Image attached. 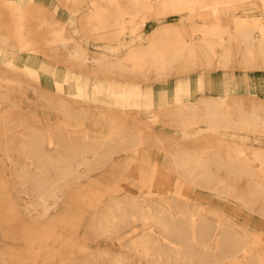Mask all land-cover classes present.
<instances>
[{
	"label": "bare ground",
	"instance_id": "bare-ground-1",
	"mask_svg": "<svg viewBox=\"0 0 264 264\" xmlns=\"http://www.w3.org/2000/svg\"><path fill=\"white\" fill-rule=\"evenodd\" d=\"M15 2L31 21H6L0 0L3 58L24 52L38 70L29 74H49L76 97L0 70V102L28 85L37 96L0 113V264H264L263 235L199 195L236 199L264 217V0ZM170 77L174 104L158 96ZM50 104L56 119L40 112ZM157 121L180 134L159 135ZM154 143L171 151L136 167ZM123 170L139 176L138 192L97 182L89 213L74 209L77 183ZM171 173L174 189L159 192ZM79 229L122 247L79 242Z\"/></svg>",
	"mask_w": 264,
	"mask_h": 264
},
{
	"label": "rangeland",
	"instance_id": "rangeland-1",
	"mask_svg": "<svg viewBox=\"0 0 264 264\" xmlns=\"http://www.w3.org/2000/svg\"><path fill=\"white\" fill-rule=\"evenodd\" d=\"M1 1L4 4V6L2 8L5 9L4 17L6 18V21H9L13 18H17V16L19 14H21V15H25L26 25H29V23L31 21V16H30V14L26 13V11H27L26 8L20 9L19 7H17V5L14 4L15 0H1ZM49 1L50 0H46V2H49ZM32 20L34 21L35 25L37 24L38 27L41 26L40 18H37V19L33 18ZM155 23L156 22H154V21H150V27L154 26ZM12 52H10V55H12ZM23 53L24 52H22V54H21V52L16 53L17 56H19L17 58V62L19 63L21 61H24L25 63H22V64L14 63V61H13L14 57L12 59L10 58L11 60L10 59L5 60L3 58L2 59L3 61L0 60V70L4 71V70L13 69L15 71V69H16V71L19 72L20 74H25V73L29 74V73H34L35 71H38L35 67L30 66V64L25 61L26 56H24ZM26 77L27 78H24V77H22V78H24L26 81L34 82L35 84H37V86H41L42 88L51 91L52 93H50V94L54 97H58L59 95L62 97H65V98H70V99L76 97V95L61 93L56 88H54V90H50L49 88H47L41 84V82H40L41 77L39 75L34 77V75L29 74ZM121 79H123V78H121ZM153 80L154 79H152V81L148 80L147 82H145L144 85L148 86V85L154 84L155 81H153ZM177 80H178V78H176V77H170L168 79H165V81L159 82V84H157L159 91L161 93L166 90L165 95L159 94L158 96L159 97L164 96V98H168L169 99L168 104L177 103V100H175L177 98V95L174 94V92L172 90V89H174V87H176L175 85L178 83ZM24 85L25 84L23 83L22 86L24 87ZM0 86L5 87V85H3V84H0ZM14 92L15 93L13 95L15 96V99H16L15 101H18L19 103L21 101V102L25 103L26 105H29L30 101H32V100L35 101L37 99V96H36V94H34L32 88H31V85H28L26 89L22 88L20 91L16 90ZM15 101L10 100V101H6V102H0V113L2 112L1 111L2 109H4V110L10 109L13 106H15L17 104V102H15ZM117 103H118L119 107L125 105L124 102H122V101H118ZM166 104H167V102L161 103L159 105H166ZM152 108L153 107H151L148 110H151ZM12 110L13 109H11V111ZM40 112H41V114H44L46 117H52L54 119L57 118V115L54 112V109L51 106V104L46 106V107H43L40 110ZM143 113H144L143 115L147 116L146 119H152V113L153 112L147 111V112H143ZM149 116H151V117H149ZM154 124L156 125V126H154V130L159 131L158 132L159 135H161L162 132H165V134H169V135H172V134L175 135V133L180 134V132H176V129L173 126L166 125V124L162 123L161 121H157ZM165 145L166 144L159 145L158 143H154L153 145L148 147L150 157L146 158V160H142V159L134 160L136 167L137 166L150 167L152 164L154 165V164H158L159 162H162L164 159V151H166V150L171 151V149H169L170 148L169 146L164 148ZM142 153H144V152H142ZM140 156H141V153H140V155H137V157H140ZM123 171H124V173L118 174V176H110V175H105L104 172H102V173L96 172L91 177L84 179V181L81 182V183H83V185L80 183H77L76 186H74L72 188V190H70L74 209L75 210H81L82 212L85 213V215L89 213L90 209L92 208L91 207L92 204H90V199H91L90 193L91 192H90L89 188H90V185L94 186L95 183H97V182H103V183H107V184L108 183H122V184H126L125 189L131 190L132 192H138L139 188L136 186L135 182H137V179L139 176L136 174L135 175L136 178H134V180L133 179L129 180L126 178L128 176L127 170H123ZM170 176L172 177V180H173V181H170L172 183L169 182L171 185H169L167 187L165 186L163 189L161 188L162 190H160L159 192L163 191V193L164 192L169 193L170 188H171V191L174 189L175 174L171 173ZM2 177H4V175ZM101 190H102L101 193H103V194H107L108 192H110V191H105L104 187L101 188ZM141 191H145V190L142 189ZM10 192L12 195L14 194V192L12 190H10ZM188 192H190V191L188 190ZM201 193H203V194H199V195H201L205 199L206 203H211L215 206L217 205L219 208L224 207L225 213H227L232 218L239 220L242 225L247 226L252 231H255L259 234H262L264 237V217L261 216L259 213H257L254 210H249L247 208H244L242 206V204H240L236 199H232L230 197L225 198L222 196L218 197V199H217L215 197L206 196V194L207 195L210 194V192H208V191H201ZM190 194H193L192 196L199 198V196L197 194H195L194 192H191ZM213 199H216V200H213ZM96 201H97V199L95 201H93V203H96ZM2 215L4 218L3 219L4 220L3 228L4 229L9 228L10 229V227H11L10 223L11 222L8 219V215H5V214H2ZM78 231H79V236H78L79 240L78 241L82 242L84 244H87V245H91V247H96L98 245H101V246H105V247H108V248H111L114 250L120 249L122 247L120 242L117 239L104 238V239H99V240H94V239L86 240V239L81 238V229H79ZM21 241L24 242L22 237L16 238L13 235H8V237L5 238V242L11 243L13 245H18V244H20ZM139 262L140 261H137V263H139Z\"/></svg>",
	"mask_w": 264,
	"mask_h": 264
},
{
	"label": "crops",
	"instance_id": "crops-1",
	"mask_svg": "<svg viewBox=\"0 0 264 264\" xmlns=\"http://www.w3.org/2000/svg\"><path fill=\"white\" fill-rule=\"evenodd\" d=\"M4 53H6V50H4ZM4 53H0V60L1 61H3L2 59H3V55H4ZM16 53H18V51L17 50H14L13 52H12V56L14 57V63H16V64H22V63H25L24 61H21V62H17V58L19 57V56H17V54ZM56 80H57V78L55 79L54 77H52L51 75H49V74H44V75H42L41 76V80H40V82H41V84L42 85H44L45 87H47V88H49L50 90H54V88L57 86L56 85ZM69 86V85H68ZM194 99H196V97H194Z\"/></svg>",
	"mask_w": 264,
	"mask_h": 264
}]
</instances>
